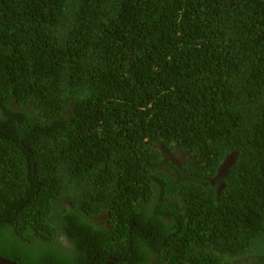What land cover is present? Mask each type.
I'll return each instance as SVG.
<instances>
[{
  "label": "trees",
  "instance_id": "trees-1",
  "mask_svg": "<svg viewBox=\"0 0 264 264\" xmlns=\"http://www.w3.org/2000/svg\"><path fill=\"white\" fill-rule=\"evenodd\" d=\"M0 256L264 264V0H0Z\"/></svg>",
  "mask_w": 264,
  "mask_h": 264
},
{
  "label": "water",
  "instance_id": "water-1",
  "mask_svg": "<svg viewBox=\"0 0 264 264\" xmlns=\"http://www.w3.org/2000/svg\"><path fill=\"white\" fill-rule=\"evenodd\" d=\"M0 264H18V263L0 256Z\"/></svg>",
  "mask_w": 264,
  "mask_h": 264
}]
</instances>
